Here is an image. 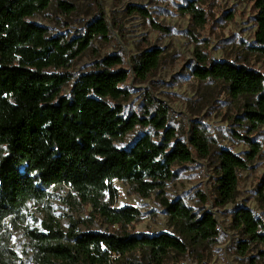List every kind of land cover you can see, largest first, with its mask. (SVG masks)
<instances>
[{
  "label": "trees",
  "instance_id": "trees-1",
  "mask_svg": "<svg viewBox=\"0 0 264 264\" xmlns=\"http://www.w3.org/2000/svg\"><path fill=\"white\" fill-rule=\"evenodd\" d=\"M53 3L0 0V232L8 220L22 215L29 203H43L51 188L67 186L120 230L83 232L71 221L65 231L49 215L42 230H28L36 264H109L114 255L126 257L135 252H141L144 258L129 264H166L173 254L184 256L192 248L215 241L219 225L205 207L208 196L200 193L202 205L194 209L181 200H171L167 192L168 183L178 175L176 166L193 162L195 154L203 158L211 155L210 135L194 125L188 143L179 139L169 126L168 109L151 97L146 99L141 114L126 116L121 101L129 94L122 85L129 71L122 67L123 56L98 61L93 71L76 80L71 97L63 95L73 80L67 69L96 39H107L110 28L103 13L88 24L83 35L74 38L53 36L47 27L28 20ZM59 6L72 12L68 3L60 2ZM254 7L257 50L264 54V0H255ZM183 10L193 16L196 25L206 23L197 3L189 2ZM154 27L167 30L160 24ZM163 56L159 48L139 53L133 65L137 79L146 81L156 73ZM195 56L194 78L223 83L233 100H244L238 119L247 128V135L241 137L250 150L244 156L227 149L219 151L214 202L222 208L235 200L240 172L249 169L262 150L252 135L264 127V74L243 63L212 62L199 48ZM138 126L163 130V137L155 140L146 134L129 148L117 146L118 140ZM116 180L130 184L143 197L155 195L180 236L135 235L126 230L139 218L140 211L114 207L119 197ZM233 218L245 237L264 246L261 219L245 208H238ZM9 241V235L0 240V264H16ZM243 249L247 252L249 244Z\"/></svg>",
  "mask_w": 264,
  "mask_h": 264
},
{
  "label": "rangeland",
  "instance_id": "rangeland-1",
  "mask_svg": "<svg viewBox=\"0 0 264 264\" xmlns=\"http://www.w3.org/2000/svg\"><path fill=\"white\" fill-rule=\"evenodd\" d=\"M60 2L71 5L72 12L62 9ZM189 2L197 3L204 11L206 23L203 26L196 25L191 14L183 13ZM254 4L255 0H54L47 11L28 19L47 27L53 36L74 38L83 35L88 24L103 13L110 28L109 36L96 39L67 69L73 80L64 88L63 95L71 97L76 80L93 71L98 61L107 56H123L122 67L129 71V78L122 85L129 94L128 99L121 101L126 116L132 112L141 114L146 99L151 97L168 109L169 126L179 139L188 143L194 125L203 127L210 135L211 155L203 158L195 154L193 162L176 166L178 175L168 183L167 192L171 200H181L194 209L202 205L200 193L208 196L205 207L218 222L219 237L190 249L184 256L171 255L166 264H264V246L245 237L233 218L238 208H245L264 222V127L252 135L262 150L250 168L240 172L237 197L222 208L215 206L220 149L241 156L250 150V145L241 137L247 135V128L238 119L243 113L244 100H233L223 83L200 82L192 75V68L197 64V48L212 62L243 63L264 74V54L257 50ZM135 7L144 13L134 12ZM154 24L167 30L159 31ZM149 48L161 49L163 61L148 80L140 81L135 75L134 59ZM146 134L159 140L164 131L138 126L118 140L117 146L129 148ZM114 186L119 191L114 207H135L140 211L139 218L126 230L135 235L180 236L155 195L143 197L123 181H114ZM49 215H53L65 231L71 221L83 232L120 230L118 225H111L94 212L93 207L69 187L56 186L49 190L45 202L29 203L23 214L8 220L0 232V240L10 236L8 247L15 253L16 264H36L28 230H42V223ZM245 244H249L247 252L243 249ZM118 257L114 255L109 264H129L144 258L141 252Z\"/></svg>",
  "mask_w": 264,
  "mask_h": 264
}]
</instances>
